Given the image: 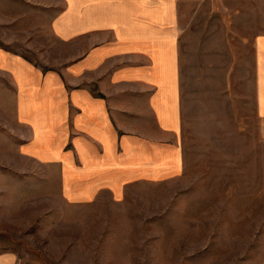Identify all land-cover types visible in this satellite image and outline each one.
<instances>
[{
	"label": "rangeland",
	"instance_id": "1",
	"mask_svg": "<svg viewBox=\"0 0 264 264\" xmlns=\"http://www.w3.org/2000/svg\"><path fill=\"white\" fill-rule=\"evenodd\" d=\"M54 3L0 0V46L46 61ZM261 9L180 6L183 171L121 206L64 202L56 168L19 157L0 110V250L16 264H264V119L249 45Z\"/></svg>",
	"mask_w": 264,
	"mask_h": 264
},
{
	"label": "crops",
	"instance_id": "2",
	"mask_svg": "<svg viewBox=\"0 0 264 264\" xmlns=\"http://www.w3.org/2000/svg\"><path fill=\"white\" fill-rule=\"evenodd\" d=\"M193 1L55 0L46 61L0 46L17 154L55 167L67 204L121 206L183 171L179 9ZM251 1L262 6L249 45L264 119V0ZM16 262L0 250V264Z\"/></svg>",
	"mask_w": 264,
	"mask_h": 264
}]
</instances>
